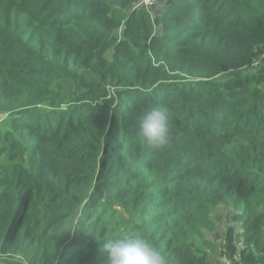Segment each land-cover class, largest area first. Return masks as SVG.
<instances>
[{
	"label": "trees",
	"instance_id": "trees-1",
	"mask_svg": "<svg viewBox=\"0 0 264 264\" xmlns=\"http://www.w3.org/2000/svg\"><path fill=\"white\" fill-rule=\"evenodd\" d=\"M135 5L0 0V264H107L129 229L209 264L221 207L222 253L264 264V0Z\"/></svg>",
	"mask_w": 264,
	"mask_h": 264
},
{
	"label": "clouds",
	"instance_id": "clouds-1",
	"mask_svg": "<svg viewBox=\"0 0 264 264\" xmlns=\"http://www.w3.org/2000/svg\"><path fill=\"white\" fill-rule=\"evenodd\" d=\"M138 138L142 145L152 149H162L170 143L173 132L166 109L157 106L144 111ZM104 241L105 250L110 253L107 264H168L167 257L147 239L127 235Z\"/></svg>",
	"mask_w": 264,
	"mask_h": 264
},
{
	"label": "crops",
	"instance_id": "crops-1",
	"mask_svg": "<svg viewBox=\"0 0 264 264\" xmlns=\"http://www.w3.org/2000/svg\"><path fill=\"white\" fill-rule=\"evenodd\" d=\"M221 209L222 210L219 216L217 215V219L218 222L220 223V226L216 231H214V233L207 236V238L212 243V245L209 246L208 244L201 241L197 249L199 253L207 256L209 264H233L222 253L223 243L225 242L224 232L231 220V215L227 213L224 207H221ZM241 233H242V227L239 225L237 227V236H238L237 243L239 245L242 243Z\"/></svg>",
	"mask_w": 264,
	"mask_h": 264
},
{
	"label": "built area",
	"instance_id": "built-area-1",
	"mask_svg": "<svg viewBox=\"0 0 264 264\" xmlns=\"http://www.w3.org/2000/svg\"><path fill=\"white\" fill-rule=\"evenodd\" d=\"M158 5V0H136V5L135 8L137 7H142L147 9L151 14H153L156 6ZM264 57V53L262 54ZM260 59H257L253 66H257L259 63Z\"/></svg>",
	"mask_w": 264,
	"mask_h": 264
},
{
	"label": "rangeland",
	"instance_id": "rangeland-1",
	"mask_svg": "<svg viewBox=\"0 0 264 264\" xmlns=\"http://www.w3.org/2000/svg\"><path fill=\"white\" fill-rule=\"evenodd\" d=\"M156 9V8H155ZM119 211H120V208L119 207H116ZM139 233V231L138 230H134V229H129V230H127L126 231V233H125V235L124 236H127V235H134V236H137L138 237V234ZM123 236V237H124Z\"/></svg>",
	"mask_w": 264,
	"mask_h": 264
}]
</instances>
